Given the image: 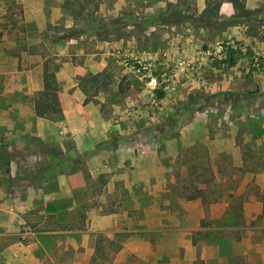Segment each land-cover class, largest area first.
Instances as JSON below:
<instances>
[{
  "label": "rangeland",
  "instance_id": "obj_1",
  "mask_svg": "<svg viewBox=\"0 0 264 264\" xmlns=\"http://www.w3.org/2000/svg\"><path fill=\"white\" fill-rule=\"evenodd\" d=\"M46 15L54 41L79 31L113 41L91 74L113 101V138L98 143L94 174L95 152L49 143L52 169L10 183L22 204L0 210V226L13 223L0 251L38 240L55 264H264V0H0L7 79L37 87L27 57ZM230 48L234 66L223 63ZM56 73L45 71L58 84Z\"/></svg>",
  "mask_w": 264,
  "mask_h": 264
},
{
  "label": "crops",
  "instance_id": "obj_2",
  "mask_svg": "<svg viewBox=\"0 0 264 264\" xmlns=\"http://www.w3.org/2000/svg\"><path fill=\"white\" fill-rule=\"evenodd\" d=\"M38 21L42 23L43 28L40 27L41 30L36 31L31 38L27 57L29 71L39 80L37 87L33 81L25 84L22 80L6 78L5 34L0 37V210H20L19 205L22 203L11 201L19 194L17 188L10 186V183L15 184L17 177L20 182L21 178H24L31 183L26 177L29 170L33 171L36 167L40 170L43 167L52 169L55 159L47 150L49 143L57 142L65 154L70 151L95 152L96 158H91L88 162L91 167L89 171L94 174L92 163L94 159H99L98 152L101 150L97 147L98 143H103L107 136L113 138V101L105 95L104 85L107 84L91 78V74L106 69V59L113 41L103 40L89 31H79L80 33L74 34L79 35L76 38L69 34L54 41L55 34L48 32V28L54 27V16L46 15ZM20 61L22 62V59ZM13 70V75L16 76L18 68ZM47 70L58 72V103L61 108L58 115H61V118L56 121L47 114L39 116L34 110L37 100H34L32 94L39 92L40 95L44 90V74ZM40 79L43 81L40 82ZM7 84L14 88L12 98L6 95ZM115 129L117 128L114 127ZM38 141L43 143L45 148L38 149L35 145ZM66 142H71L72 146H67ZM34 174L43 181H54L53 172H41L39 176L36 171ZM71 177L74 176L66 175L65 179L69 181ZM68 185L69 183L66 187L61 186L59 190L67 193L70 187ZM42 196L47 199V194L42 193ZM33 206L27 205L24 210H38L37 206ZM12 224H1L3 226L0 228L10 231ZM40 242L3 240L1 263L55 264L47 251L42 250L37 254ZM74 247L84 249L86 241L82 240L81 244L77 242ZM75 259L85 262L86 255L78 254Z\"/></svg>",
  "mask_w": 264,
  "mask_h": 264
},
{
  "label": "trees",
  "instance_id": "obj_3",
  "mask_svg": "<svg viewBox=\"0 0 264 264\" xmlns=\"http://www.w3.org/2000/svg\"><path fill=\"white\" fill-rule=\"evenodd\" d=\"M229 58L224 60L223 63H227L229 66H234L237 63L235 56V50L230 48ZM53 74H45L44 90L40 93L37 101L35 102L34 110L37 115L43 116L49 115V112L57 114L61 113V108L58 103V90L59 87L53 80ZM165 95L164 91H160L157 94L158 99L163 98Z\"/></svg>",
  "mask_w": 264,
  "mask_h": 264
},
{
  "label": "built area",
  "instance_id": "obj_4",
  "mask_svg": "<svg viewBox=\"0 0 264 264\" xmlns=\"http://www.w3.org/2000/svg\"><path fill=\"white\" fill-rule=\"evenodd\" d=\"M124 63L125 65L132 69L134 72H141L143 71V76H146V71H147V66L146 64L142 61V60H135V61H132L130 59H125L124 60ZM156 82V79L155 78H152L151 82L150 83H155Z\"/></svg>",
  "mask_w": 264,
  "mask_h": 264
}]
</instances>
